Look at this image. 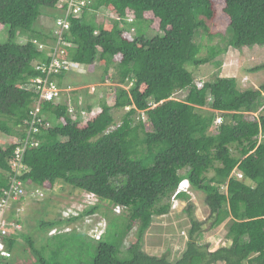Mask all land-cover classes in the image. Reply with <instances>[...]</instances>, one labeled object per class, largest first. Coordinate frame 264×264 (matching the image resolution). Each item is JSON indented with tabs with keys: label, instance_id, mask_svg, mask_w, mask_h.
Returning a JSON list of instances; mask_svg holds the SVG:
<instances>
[{
	"label": "trees",
	"instance_id": "1",
	"mask_svg": "<svg viewBox=\"0 0 264 264\" xmlns=\"http://www.w3.org/2000/svg\"><path fill=\"white\" fill-rule=\"evenodd\" d=\"M86 1L81 17L69 18L62 33L65 59L89 74L99 65L101 75L87 85L113 84L112 106L99 92L98 112L80 106L81 101L74 102V115L68 114L70 100L44 104L42 126L34 135L38 145L25 152L26 169L16 172L13 152L25 138L35 99L26 88L40 76L35 65L49 61L48 47L57 39L54 23L64 17L66 0H0V32L7 34V41L0 42V135L14 141L0 146V199L11 179L21 182L26 195L64 185L91 197L92 204L69 210L63 218L50 220L45 213L38 225L47 241L70 234H75L74 245L87 241V264H264V83L258 90H242L235 79L194 81L186 69L214 63L227 48L264 47V0ZM102 10L119 20L98 22ZM128 16L130 22L125 21ZM216 16L228 22L223 35L210 32ZM154 21L158 33L148 39ZM131 31L135 33L129 36ZM200 32L210 41L221 39L225 47H209L202 57L203 46L195 43ZM37 44L45 49L38 50ZM261 71L264 65L251 72ZM64 74L56 77L59 87ZM197 81L202 88H196ZM180 92L186 96L176 100ZM84 109L88 115L81 119ZM120 111L116 123L113 116ZM184 180L191 191L204 195L212 220L209 230L226 225L223 245L210 251L208 244L198 243L202 224L188 206L183 213L190 230L180 257L145 254V234L154 218L170 212V199ZM176 199L188 201L189 196L181 193ZM24 200L12 205L5 216L9 223L23 224L16 210ZM102 204L107 205L104 212ZM98 214L107 222L102 221L105 226L95 239L90 234ZM133 229L135 240L121 259V244ZM20 231L11 229L3 238L11 257L0 264H17L12 256ZM26 242L34 249L31 239ZM92 242L97 246L92 248ZM39 263L48 264L42 257Z\"/></svg>",
	"mask_w": 264,
	"mask_h": 264
},
{
	"label": "rangeland",
	"instance_id": "2",
	"mask_svg": "<svg viewBox=\"0 0 264 264\" xmlns=\"http://www.w3.org/2000/svg\"><path fill=\"white\" fill-rule=\"evenodd\" d=\"M219 1L222 0H215L216 3ZM113 15L102 10L96 15V17L98 22L112 25V19L115 18ZM147 17L151 18L150 16ZM45 21L46 20H41L39 22L40 24H46L47 22L45 23ZM214 22L215 24L210 27V32L212 34L216 33L223 35L228 24L227 20L225 18H221L220 16H216ZM157 25L158 23L154 21L153 25H151L150 29H148L146 34L148 39L154 37L158 33ZM46 26L49 28L51 25L47 23ZM35 28L38 31L37 25ZM134 33V31H131L129 36ZM201 34L202 33L200 32V34L196 36L195 43L203 46L201 53L202 57L206 56L209 47L217 46L221 49L225 47V44L221 39L215 38L210 41ZM6 41L7 34L4 30L0 32V42ZM215 62L220 63L221 66L217 68ZM215 62L199 68L188 65L186 69L192 73L194 81L202 79L204 82H208L214 80L216 77L223 79H235L239 88L242 90H258L264 83V71L259 73L251 72L258 66L264 65V47L255 46L253 48H244L241 51L227 48L226 53L220 55ZM92 72L94 73L89 74L88 76V72H86L85 76H80L84 75L85 72L80 74L65 73L63 80H66L65 83L69 85H66L64 89L67 90L70 88L71 91H65L62 93L60 103L63 101L68 102V100H70V107L74 110L76 108L74 102L81 101L82 103H79L80 106H93L95 107V109H93L94 112H98V104L100 102L99 96L104 95L107 103L112 106V88L114 85L111 83H105L100 86L98 84H90L91 86L88 88L87 79L90 81L93 76L97 79L101 75L102 69L99 65H95ZM111 74L114 75V72L112 71ZM80 77H82L81 79L84 80L86 84L83 86H75L74 84L79 82ZM91 87L94 88L95 93L99 92L98 97L95 93L90 94L91 92H88ZM185 96L186 92H180L175 94L174 98L176 100H183ZM261 101L263 100H259V102ZM205 110L209 111L210 109L206 108ZM122 114V111L114 114L113 119L116 123H119V117ZM13 142L12 138L0 135L1 147L9 146ZM28 193L29 194L25 196V200L22 202L21 206L18 207L21 209L19 220L23 222L20 227L22 237L18 240V247L13 252V261L17 264H40L39 258L42 257L48 262V264H87V241L83 242L84 244L81 246L74 245L75 241L73 242V237L75 234L62 237L61 239L63 240L55 239V241H47L49 239L46 236V232L40 230L38 225L40 218L44 216L45 213H48L45 218L50 220H56L62 215L65 217V215L69 214L67 213L69 210H82L87 206L86 204L88 202L92 204L93 200H91V197H86L83 193L73 191L68 186L64 185H60L56 191H50L49 193L44 192L43 198L33 197L30 192ZM188 194H190L188 201L175 200V202L171 204L170 212H168L165 216L153 219L150 229L144 236L142 251L145 254L157 257H160L163 254H169L170 260H175L180 257V254L183 252L187 242V233L190 230L187 214L183 213L188 206H190V210L194 218L202 224L201 237L198 239V243L203 246L208 244L209 246L207 247H209L210 251H215L218 247L223 245V242L225 241L224 234L226 231V225L224 224L215 230H209L212 220L209 218L210 213L204 203V195L193 191ZM102 206L104 209H102V212H104L107 205L102 204ZM102 218L103 216L99 214L92 218L94 223H98L96 225L93 223V229L95 226H105V221ZM105 220L107 222V219ZM62 229L64 232H67V229L70 230V228ZM135 233L136 230L133 229L128 234V238H126L124 243L121 244L119 251V257L121 259L126 257L127 245L135 240ZM49 236H53V233H50ZM27 239H31L33 241L34 249L28 247L26 242ZM89 244L92 248L97 246V244L93 242ZM63 245H65V248L61 252H58L57 249Z\"/></svg>",
	"mask_w": 264,
	"mask_h": 264
},
{
	"label": "built area",
	"instance_id": "3",
	"mask_svg": "<svg viewBox=\"0 0 264 264\" xmlns=\"http://www.w3.org/2000/svg\"><path fill=\"white\" fill-rule=\"evenodd\" d=\"M89 4L86 0H66L65 2V11L64 17L62 19H58L55 21L56 31L54 32V36L57 37L55 46L48 47L46 50L49 61L46 63H39L35 65V70L40 74V76L36 79H33L28 87L26 88L28 91L32 92L35 96L33 104L30 107L29 119L26 121L27 129L25 132V138L16 142V147L13 152L14 159L12 161V167L16 172H19L21 169H26L22 164V158L27 150L30 148L37 147L38 142L34 140V135L39 132V127L42 126V118L39 117L41 108L46 103L58 104L60 103L61 95L63 92L71 91L70 88L67 90L61 89L58 86L56 77L61 75L63 72L65 73H77L80 71L78 65L72 63L71 61L65 59V43L62 40V33L67 31L69 28V23L67 22L69 18H79L83 14V10ZM132 17H128V21H130ZM38 50L45 49V46L38 45ZM203 83L200 81L195 82V86L197 89L202 88ZM94 88H90V92L93 94ZM94 112V111H93ZM75 110L71 109L70 103L68 105V114L74 115ZM81 119L87 118V112L85 110H81L79 112ZM221 120L218 118L215 120V124L219 125ZM235 176L238 179H241V174L237 173ZM185 191L184 184H179L177 190L175 191L174 196L172 197L173 202L176 200V196L181 192ZM25 190L21 182L16 181V179L10 180V185L8 190L3 192V196L0 199V260L4 261L11 257L10 253L6 250V247L3 242V238L7 237L11 229L19 230L20 227L13 222L9 223L6 220L7 214L11 210L13 204H17L21 198L26 196ZM44 191H39L38 189L33 192V197L43 198ZM17 214L21 213V209L18 208L16 210ZM118 209L115 210V213H118ZM90 223V221H86V223ZM54 234V232H52ZM51 233V234H52ZM91 237L95 239H99L100 232L97 230H93L90 234Z\"/></svg>",
	"mask_w": 264,
	"mask_h": 264
},
{
	"label": "clouds",
	"instance_id": "4",
	"mask_svg": "<svg viewBox=\"0 0 264 264\" xmlns=\"http://www.w3.org/2000/svg\"><path fill=\"white\" fill-rule=\"evenodd\" d=\"M111 14V13H110ZM111 15H113V14H111ZM113 16H115V18L114 19H112V20H115V21H118L119 20V18L116 16V15H113ZM128 17H132V16H128ZM128 17H127V19H128ZM125 20V21H128V20ZM132 19V18H131ZM131 19H130V21H131ZM130 21H128V22H130ZM79 72H83V70L80 68V71ZM78 73V72H77ZM90 86V85H89ZM89 86H88V88H89ZM263 97H264V95H263ZM81 111V110H80ZM79 111V112H80ZM94 111V110H93ZM235 173V171L232 173V175ZM182 184H184V187H185V191L184 192H181V193H184V194H186V195H190V194H188V193H190L191 192V188H190V184L188 183V181L187 180H184V181H182L181 182ZM180 183V184H181ZM179 186V185H178ZM177 190V189H176ZM180 193V194H181ZM175 194V193H174ZM174 194L172 195V197L174 196ZM179 195V194H178ZM177 195V196H178ZM176 196V197H177ZM172 197H171V199H170V201H171V204L173 203V200H172ZM176 200H178V199H176ZM100 228H102L101 226H98V227H96V229L95 230H97V231H99L100 233L102 232V230H100Z\"/></svg>",
	"mask_w": 264,
	"mask_h": 264
},
{
	"label": "crops",
	"instance_id": "5",
	"mask_svg": "<svg viewBox=\"0 0 264 264\" xmlns=\"http://www.w3.org/2000/svg\"><path fill=\"white\" fill-rule=\"evenodd\" d=\"M97 21H98V20H97ZM83 72H85V74H84V75H80V76H85V75H86V72H87V69H84ZM80 73H81V72H78L77 74H80ZM70 74H72V73H70ZM88 75H89V72L87 73V76H88ZM81 78H82V77L79 78V82H80V83H85V81L82 80ZM87 80H88V79H87ZM65 82H66V80H63V79H62V81L60 82V84H61L60 88H61V89H64V87H65L66 85H69V84H67V83H65ZM79 82H76V83H79ZM90 86H91V85H90ZM87 87H88V86H87ZM82 88H83V87H82Z\"/></svg>",
	"mask_w": 264,
	"mask_h": 264
}]
</instances>
